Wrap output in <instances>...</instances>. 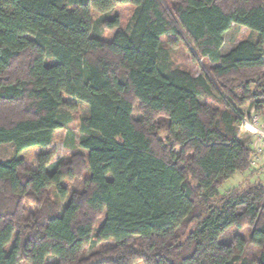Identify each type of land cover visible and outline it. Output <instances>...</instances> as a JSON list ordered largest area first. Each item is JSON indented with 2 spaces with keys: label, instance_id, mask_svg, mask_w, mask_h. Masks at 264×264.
I'll return each mask as SVG.
<instances>
[{
  "label": "trees",
  "instance_id": "16d2710c",
  "mask_svg": "<svg viewBox=\"0 0 264 264\" xmlns=\"http://www.w3.org/2000/svg\"><path fill=\"white\" fill-rule=\"evenodd\" d=\"M174 2L0 0V147L14 153L0 159V264H264V183L219 192L260 171L239 124L247 105L264 118V0ZM129 3L132 22L104 40L118 20L93 12ZM232 25L253 38L222 54ZM169 35L207 60L199 75L173 65ZM65 98L88 114L67 139L79 153L52 162ZM33 147L35 169L17 156ZM93 238L114 244L85 256Z\"/></svg>",
  "mask_w": 264,
  "mask_h": 264
},
{
  "label": "rangeland",
  "instance_id": "374dc122",
  "mask_svg": "<svg viewBox=\"0 0 264 264\" xmlns=\"http://www.w3.org/2000/svg\"><path fill=\"white\" fill-rule=\"evenodd\" d=\"M165 9L170 12V10L174 7V0H163ZM135 7L133 4H124V5H117L113 9H111L106 14H101L97 12H93V20L97 21L99 18H105L106 20H118L119 26L113 30L105 31L103 34L104 40H109L112 34L118 28L126 29L129 24L132 22V18L134 15ZM253 33L243 27H238L232 25L229 31L223 37V44L221 46L220 52L225 54L228 52L235 44L239 41L245 40L247 38H253ZM163 49L165 50L166 54L170 61L173 63L174 66L185 69L190 71L194 76L199 75L201 73V66H206L209 63L205 59L194 58L195 56L191 53L194 47L191 42L186 38L185 35L181 36L180 38H176L174 36H165L161 38ZM67 101L72 102L73 105L75 104V109L70 113L71 119L70 122L67 124L65 129L57 130L54 132L53 136V145L51 147V151L54 153L52 158V162L62 161L67 162L72 157L73 154L79 153V149L76 147L74 149H69L67 146L69 141L68 138H73V145L77 144L78 133H79V124L81 118L87 116L88 114V107L85 103L77 102L70 98H65ZM245 110H252L248 105L245 107ZM243 111V110H242ZM134 115L136 119H140V110L138 102L134 103ZM157 121L163 125L164 121L162 118L157 119ZM163 135V134H162ZM163 137V136H162ZM245 136H241V140L244 141ZM41 152V150L37 147H33L27 150L20 152L17 156L22 158L25 162L27 168H36L35 158ZM14 156L13 150L11 147L5 146L0 147V159H8ZM87 172H83L79 178H76L73 181H64L62 185L67 187L69 190L71 188H80L82 182V176L85 177ZM263 173L252 172V169H249L243 174L236 173L232 178L227 180L219 189V192L223 194L225 191L238 187L244 188L249 186L250 184L255 183L256 181H261L264 183V176ZM52 200L58 205L60 212L64 207V202L60 201L54 194H50ZM101 220H99L98 224H100ZM98 227V226H97ZM96 227V228H97ZM240 234L241 236L247 237L248 236V229L245 227L241 231L237 232L236 230H229L228 236H232L234 234ZM114 243L112 241H105V242H96L95 238L89 243L87 248L85 249L84 255L87 256L91 252L100 251L106 247L112 246ZM247 255L249 258L256 259L258 256V250L254 247L249 246ZM55 259L50 257L47 259V262H54Z\"/></svg>",
  "mask_w": 264,
  "mask_h": 264
},
{
  "label": "built area",
  "instance_id": "2783aa9c",
  "mask_svg": "<svg viewBox=\"0 0 264 264\" xmlns=\"http://www.w3.org/2000/svg\"><path fill=\"white\" fill-rule=\"evenodd\" d=\"M239 131L250 139V146L254 150L251 166L257 168L264 162V118L254 110H244Z\"/></svg>",
  "mask_w": 264,
  "mask_h": 264
},
{
  "label": "crops",
  "instance_id": "0c3cea01",
  "mask_svg": "<svg viewBox=\"0 0 264 264\" xmlns=\"http://www.w3.org/2000/svg\"><path fill=\"white\" fill-rule=\"evenodd\" d=\"M258 169H260V171L258 172V174H259V173H263L262 176H264V162L261 163V165L258 166Z\"/></svg>",
  "mask_w": 264,
  "mask_h": 264
}]
</instances>
